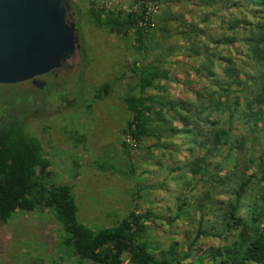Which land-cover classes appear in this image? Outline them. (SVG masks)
<instances>
[{
    "label": "trees",
    "instance_id": "16d2710c",
    "mask_svg": "<svg viewBox=\"0 0 264 264\" xmlns=\"http://www.w3.org/2000/svg\"><path fill=\"white\" fill-rule=\"evenodd\" d=\"M156 1L160 6L178 0ZM197 4V19L188 28L180 27L185 20L174 13V27H167L168 16L162 13L156 26L155 15L154 26L143 29L134 13L92 3L77 10L86 24L130 36L138 53L156 33L168 38L174 28L193 57L194 79L186 81L183 97L167 96L159 86V80H171L160 67V53L132 61L128 72L135 81L118 95L125 112L121 148L128 151L121 139L128 133L135 149L152 139L145 148L181 154L168 166V176L180 188L167 223L195 218L193 235L183 230L182 243L170 238L161 246L148 232L146 222L156 220L149 208L130 210L115 225L96 230L79 222L71 186L52 179L40 142L15 117L0 121V222L18 210H50L62 231L61 251L88 264H117L124 257L129 264H264V138L258 139L259 132L264 135V0ZM213 27L219 33H211ZM44 76L50 77L43 80L44 88L55 89L56 79L49 72ZM121 77L100 84L93 98L110 95ZM173 136L180 139L179 147L173 148ZM209 238L217 239L216 245L199 242Z\"/></svg>",
    "mask_w": 264,
    "mask_h": 264
},
{
    "label": "rangeland",
    "instance_id": "374dc122",
    "mask_svg": "<svg viewBox=\"0 0 264 264\" xmlns=\"http://www.w3.org/2000/svg\"><path fill=\"white\" fill-rule=\"evenodd\" d=\"M70 1L69 9L73 13H77L78 7L84 9L91 3L97 7L103 3L119 7L128 2ZM197 3L198 0L160 3L155 26L163 13L168 16L167 27H174L176 23L170 20L174 13L175 18L185 20L180 27L188 28L197 19ZM85 22L77 13L80 47L66 67L53 76L58 83L55 89L44 88V83L37 91L38 88L28 81L0 84V121H9L13 117L21 119L25 131L38 139L51 163L52 179L72 186L79 222L96 230L115 225L130 210L142 212L149 208L156 214L155 221L146 222L152 239L161 246H166L170 238L182 243L183 230L187 231L188 237L193 235L195 218L176 220L171 225L167 223L174 206L172 198L180 188L168 176V166L177 163L181 154L168 149L145 148L153 142L152 139L143 141L133 151L121 148L119 132L125 112L118 95L126 90V83L135 81L129 75V64L132 61L140 63L143 58L150 60L160 53L163 62L160 67L167 71L171 80H159V86L164 88L167 96L183 97L186 81L194 79L189 70L193 57L187 56L183 49L186 44L174 34V28H170L172 33L168 38L156 33L148 41L146 51L138 53L130 36L124 38ZM210 32L219 33L214 27ZM121 73L122 77L113 84L110 95L93 98L100 84ZM49 78L40 77L43 80ZM263 138L259 132L258 139ZM173 141V148L179 147L180 139L173 136ZM61 233L50 210L15 211L0 222V264H88L61 251L58 244ZM199 242L216 245L217 239Z\"/></svg>",
    "mask_w": 264,
    "mask_h": 264
},
{
    "label": "water",
    "instance_id": "95a60500",
    "mask_svg": "<svg viewBox=\"0 0 264 264\" xmlns=\"http://www.w3.org/2000/svg\"><path fill=\"white\" fill-rule=\"evenodd\" d=\"M67 0H0V84L30 81L56 70L79 50Z\"/></svg>",
    "mask_w": 264,
    "mask_h": 264
},
{
    "label": "built area",
    "instance_id": "2783aa9c",
    "mask_svg": "<svg viewBox=\"0 0 264 264\" xmlns=\"http://www.w3.org/2000/svg\"><path fill=\"white\" fill-rule=\"evenodd\" d=\"M104 9L110 10V11H120V12H126V13H134L137 15V22L136 25L140 28L146 29L148 27L154 26V16L158 12L159 9V2L156 0H136L134 3L131 2V0H128V2L125 4V6H108L106 3H103L101 5ZM122 141L125 142V144L128 147V151H133L136 147L135 140L128 134L124 133L121 136ZM117 264H129L127 257H124L120 262Z\"/></svg>",
    "mask_w": 264,
    "mask_h": 264
},
{
    "label": "flooded vegetation",
    "instance_id": "af4514ba",
    "mask_svg": "<svg viewBox=\"0 0 264 264\" xmlns=\"http://www.w3.org/2000/svg\"><path fill=\"white\" fill-rule=\"evenodd\" d=\"M69 8H70V6H69ZM76 14L77 13H73V11L71 10V9H69L68 10V12L66 13V19L68 20V21H73L74 23H75V26H76ZM76 28H77V26H76ZM76 52V51H75ZM74 52V53H75ZM74 55V54H73ZM73 55L64 63V65L63 66H61L60 68H58V69H56V70H52V71H50L49 73L51 74V76H55V74H56V72L57 71H59L60 69H62V68H64V67H66V64L72 59V57H73ZM45 75V74H44ZM43 75V76H44ZM42 75H41V77H43ZM41 80H43V79H41ZM45 81V80H44ZM29 83H30V81H28ZM31 84V83H30Z\"/></svg>",
    "mask_w": 264,
    "mask_h": 264
},
{
    "label": "crops",
    "instance_id": "0c3cea01",
    "mask_svg": "<svg viewBox=\"0 0 264 264\" xmlns=\"http://www.w3.org/2000/svg\"><path fill=\"white\" fill-rule=\"evenodd\" d=\"M71 186V185H70ZM71 189H72V186H71Z\"/></svg>",
    "mask_w": 264,
    "mask_h": 264
}]
</instances>
